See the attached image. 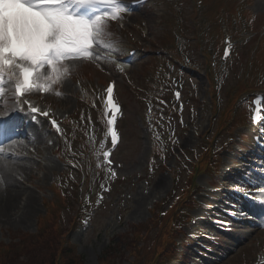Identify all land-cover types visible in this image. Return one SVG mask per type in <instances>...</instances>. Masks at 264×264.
<instances>
[{"label": "rangeland", "instance_id": "obj_1", "mask_svg": "<svg viewBox=\"0 0 264 264\" xmlns=\"http://www.w3.org/2000/svg\"><path fill=\"white\" fill-rule=\"evenodd\" d=\"M192 1L193 0H181L180 2L171 1L168 3H156L149 7L142 8L130 18L123 28V32L127 35H130V33L135 35L136 42L140 43L141 49L152 52L162 50L161 48L165 47V49H168V51L172 53V46L162 44L161 40L163 36L166 33L176 34L180 32L185 34L186 36L181 38L179 43H186L187 55L191 57L194 66L196 65L199 68V72L195 75L192 74L193 77L185 78L186 86L183 100L186 102V109L183 108L181 110L180 114H182V116L180 118L172 117L169 114L173 109L168 95V93L171 92L172 85L169 81H171L172 78H170L168 72H164L163 66H160L155 74L149 73L147 75L148 72H145L147 75V83L149 85L154 84L155 87L147 89L149 85H146V89L141 90L145 93L143 99H137L134 90L128 88L130 84L128 81L122 79L121 76H116L118 94L126 107V114L121 123L124 140L119 151L115 154L116 165L113 164V168L117 170L120 178H128V181L124 186L119 185V193L114 192L109 197V201L113 202L108 205V209L105 208L98 213L94 222L90 223L84 232L81 231L77 224L76 228L69 234L68 241L76 246L77 253L84 257L83 262H85V264H98L99 260L105 255H108L112 250H116L114 253L122 255V258H119V264H131L132 261L137 258V261L141 262L137 264H145L143 261L148 259L150 254L154 251L155 243L160 238V230H162V226L156 224L151 219V212L155 203L165 199L166 196L174 192V190L180 192V190L187 185L189 174L186 169L182 170L178 184L173 180V176L169 171H163L162 169L158 170L154 175L151 174L150 177H146V170L151 161L154 146V139L152 137V132L148 128V124L151 125L159 122L160 127L164 129V136L172 135L176 139V142L179 143L177 144L178 155H180L181 151H184L189 157L193 158L194 150L201 151L200 148L202 147L203 135L208 134L207 137H211L215 130L218 131L220 129L219 121L216 123L215 128L212 129V111L214 106L212 105V95L213 99L215 97L219 102H222V113L228 112V116L223 123L226 125L231 119V111L234 105V101L230 98V92L232 90L239 91L245 85H247L245 87H248L250 83L243 82V80H245L247 71L250 68L249 63L252 61L254 65V61H257L254 47L258 45V40L261 38L263 40L262 45L264 46V6H261V0H253L246 5L252 17L251 20L253 21V27L256 33H254L251 38L245 40L248 41L251 39L247 47L242 46L239 48L238 57L234 60L237 61V63L232 65L230 68L231 70H216V74L221 75L224 81L221 84V89L218 91L215 90V94H212V87H214V84L212 85L211 83V80L214 83L213 78L215 73L212 71V75H210L205 56L202 54L199 47H203L205 52L208 49H218L217 39L215 37L212 38V34L216 31L214 26L216 23L212 26V23L208 20L211 16H208V18L205 16L207 6H204L202 10L197 9V13L200 15L198 18L192 19L193 13L195 12V5ZM210 6L212 7L213 21L215 20V13L213 12L216 11L218 6L217 0ZM190 15L192 17H189ZM199 23H202V34L199 42H195L194 39H192V27H197ZM186 25L190 27V32L186 29ZM108 29L111 34L110 42L114 43V55L116 60L123 59L127 54L126 49L128 46L126 44L130 42H125L120 39L118 36V29L114 27H108ZM232 29L234 30V27ZM141 33L145 34L146 40L140 39ZM117 39L119 40L117 41ZM131 43H133V40H131ZM238 43L240 44L239 39ZM262 48L264 52V47ZM259 53V63L261 64H256L263 67L261 62L262 54L261 52ZM149 59L150 57L138 59L136 62L137 64L128 72L130 82L136 86L138 85L137 87L145 80V74L142 73L140 76L139 74L145 71L144 66H148ZM107 65H109L110 69H113L111 63ZM102 66L104 67V71L100 72L98 68ZM106 70H108L106 64L97 59L95 61L83 62L75 68L71 66L70 75L61 80L58 84L53 85L52 87H55V91L46 97H40V102L45 105H52L59 108L62 112V116L70 115L76 118L84 105L80 100L81 92L86 90L89 95H92L96 99V93H98L105 84L104 72ZM84 75H92L93 79L89 81L84 78ZM253 82L255 86H259L254 80ZM57 92L60 93L59 96L55 94ZM191 93L197 98L194 102H191ZM156 94L161 95L160 101L155 102L153 100V96ZM35 96L39 98V95L35 94ZM188 98H190V101ZM147 102L152 103L154 113L159 116V119L157 121L153 119L151 122L145 119L147 121L145 124L142 117L144 118L145 111L147 114ZM239 103L237 105L242 106L241 103ZM189 104L191 108H188ZM200 104H204L203 110L198 109ZM88 106L90 108L92 107L91 104H88ZM192 106L194 107L192 108ZM192 110L196 112L194 117L190 113ZM94 113L100 119L96 124V133L100 136L104 129L105 122L101 113ZM76 124L86 132V122L82 114L76 118ZM231 126L232 125H229L222 134L220 133V138L218 140L219 142L231 141L230 139L233 138V142L231 141V144L218 154V158L221 159V175L227 170L228 166H232L235 154L240 150L238 145L243 143L241 134L248 133L249 131L248 123L241 129H238L237 126L231 130ZM51 139V136L47 135L44 139V144L40 146L43 157H37L35 153L33 154L35 155V159L31 160V162L35 166V169L31 174L32 179L31 181L28 180L29 182L25 181V183H23V186H26V189H24L28 192H33L36 196V201L38 203L36 212L32 214L31 220L25 225L0 226L1 242L9 243L10 236L12 238H19L25 233H36L38 220L45 214L44 199H52L55 196L52 194L49 187L55 182L59 185H62L64 182V175L61 174L65 171V168L56 157L55 149H58V147L55 143L51 146ZM72 143L74 144L75 142ZM220 146L219 144L217 148ZM80 155L87 158L83 153ZM95 156L96 154H94V157ZM167 163L169 169H174L178 165V159L175 155L171 156ZM79 165L80 169H84L86 166L85 161L79 163ZM74 176L79 178L81 175L79 172H75ZM161 180H166L168 182L167 186L163 189L156 190ZM213 182H216V179L213 180L207 175H202L197 178L196 183H198L200 189L197 190L198 195L196 198L199 202H204V200L209 197H212L213 202V200L217 198L215 196H209L207 192L209 187L208 183ZM120 193L122 198L118 196ZM143 197L146 198V201L143 209L139 211L137 210L138 203ZM120 200V205H122L121 208L117 206ZM112 204L115 205L111 206ZM78 209L79 202L75 199L74 215L77 214ZM201 210L202 209H198L197 211L190 212L191 220L186 224L188 234L204 227V224L198 223L194 225L192 222V219L197 220L199 218ZM70 217L71 216H69V218ZM133 224H140L141 231L146 236L140 251L133 247L132 243L129 244V241L125 242L130 235L132 236L131 232L135 229ZM66 227L70 228V224L66 225ZM228 240L231 242L230 245L239 242H244V244L241 246L238 244L240 248H238L236 253L221 264H253L264 252V233L259 232L254 234L253 231L245 228L238 230V233L232 235ZM55 241V238H50L40 242L38 244L40 249L36 251V257L41 259L46 255L44 259L49 261L52 251L57 248ZM32 243L29 244L28 249H30ZM230 245H224V247L230 248ZM31 259H33V254L31 255ZM4 261H6V259ZM4 261L1 260L0 263L5 264Z\"/></svg>", "mask_w": 264, "mask_h": 264}, {"label": "snow or ice", "instance_id": "obj_2", "mask_svg": "<svg viewBox=\"0 0 264 264\" xmlns=\"http://www.w3.org/2000/svg\"><path fill=\"white\" fill-rule=\"evenodd\" d=\"M126 10L121 0H0V97L9 83L16 98L33 91L48 93L70 75L72 62L100 60L97 48H114L108 22ZM106 96L107 111H119L113 85L107 87ZM24 102L32 113L39 111ZM51 123L59 132L56 121ZM113 123L114 117L108 121L109 126ZM111 134L115 144L116 133ZM7 155L0 146V158ZM102 155L110 163V154Z\"/></svg>", "mask_w": 264, "mask_h": 264}, {"label": "bare ground", "instance_id": "obj_3", "mask_svg": "<svg viewBox=\"0 0 264 264\" xmlns=\"http://www.w3.org/2000/svg\"><path fill=\"white\" fill-rule=\"evenodd\" d=\"M261 6H264V0L261 2ZM8 104L5 106L7 107ZM1 108V107H0ZM34 130L31 129L30 132ZM43 135L41 133L34 136L29 142L34 145L42 142ZM27 139L17 140L14 144L8 148H14V151L20 153L17 156L14 152L7 153V158L10 161H6V158H0V225H20L27 224L32 217V214L36 212L37 201L35 195L26 192L19 184L17 176L28 177L32 173V164L23 159L30 154V148L27 146ZM8 148H5L6 151ZM38 152V148H35ZM166 180H161L157 185L156 190L163 189L167 186ZM146 198L143 197L138 203V209L142 210Z\"/></svg>", "mask_w": 264, "mask_h": 264}]
</instances>
